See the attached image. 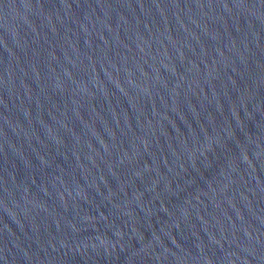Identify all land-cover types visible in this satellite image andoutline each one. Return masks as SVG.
I'll return each instance as SVG.
<instances>
[{"label":"water","instance_id":"water-1","mask_svg":"<svg viewBox=\"0 0 264 264\" xmlns=\"http://www.w3.org/2000/svg\"><path fill=\"white\" fill-rule=\"evenodd\" d=\"M0 264H264V0H0Z\"/></svg>","mask_w":264,"mask_h":264}]
</instances>
